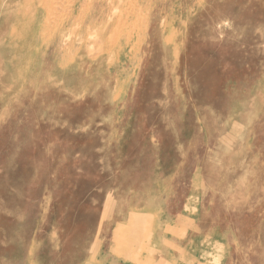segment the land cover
Wrapping results in <instances>:
<instances>
[{"label": "rangeland", "instance_id": "rangeland-1", "mask_svg": "<svg viewBox=\"0 0 264 264\" xmlns=\"http://www.w3.org/2000/svg\"><path fill=\"white\" fill-rule=\"evenodd\" d=\"M0 264H264V0H0Z\"/></svg>", "mask_w": 264, "mask_h": 264}, {"label": "bare ground", "instance_id": "bare-ground-1", "mask_svg": "<svg viewBox=\"0 0 264 264\" xmlns=\"http://www.w3.org/2000/svg\"><path fill=\"white\" fill-rule=\"evenodd\" d=\"M138 2V1H137Z\"/></svg>", "mask_w": 264, "mask_h": 264}]
</instances>
